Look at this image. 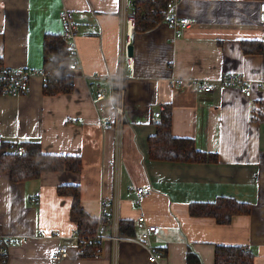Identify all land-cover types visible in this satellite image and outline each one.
<instances>
[{"label": "crops", "instance_id": "crops-1", "mask_svg": "<svg viewBox=\"0 0 264 264\" xmlns=\"http://www.w3.org/2000/svg\"><path fill=\"white\" fill-rule=\"evenodd\" d=\"M261 3L173 0V12L194 20L193 25L175 28L163 21L148 31L132 29L128 38L125 19L132 18L133 0H0V64L42 70L44 36L61 34L63 9L75 24V37L65 44L76 48V69L66 70L71 91L44 94L42 76L33 74L26 93L0 95V142L39 141L46 153L77 155L82 162L79 173L48 171L20 182L0 171V229L21 237L9 247L8 264H187L189 251L197 264H214L217 244L244 246L253 252L254 264H264ZM243 40L260 41L261 53L243 52ZM223 72L251 80L252 94L220 85ZM195 79L214 83V90L202 92L189 82ZM99 86L107 94L97 107L92 99ZM167 106L171 133L215 152L216 162L149 157L148 140L159 119L153 113ZM103 116L110 121L107 128L99 124ZM62 184L80 187L81 206L90 215L98 216L102 206L111 213L106 234H118L120 219L132 221L128 239H104L97 255H81L70 219L72 198L57 193ZM145 184L152 186L151 193L131 205L135 186ZM218 196L247 201L251 211L226 224L189 214L191 202ZM139 216L159 228L150 239L163 253L156 262L148 260V248L138 240ZM62 244L67 257L51 261Z\"/></svg>", "mask_w": 264, "mask_h": 264}, {"label": "trees", "instance_id": "trees-1", "mask_svg": "<svg viewBox=\"0 0 264 264\" xmlns=\"http://www.w3.org/2000/svg\"><path fill=\"white\" fill-rule=\"evenodd\" d=\"M173 0H133L131 16L133 32L148 31L159 23L167 21V11ZM264 14V12H263ZM264 16V15H263ZM44 61L42 70L49 75L43 82V93L54 95L66 93L72 89V78L65 72L72 60L71 54L61 34H46L43 39ZM241 48L245 53L259 54L262 44L258 40H243ZM156 132L148 140V155L153 160L200 162L217 161L215 152H207L196 148L190 137H176L171 133V107L167 106L155 122ZM22 145L24 152L18 154L15 146ZM82 168L80 156L52 154L43 151L39 141L25 140L20 142H0V171L9 173L13 182L37 179L43 172L70 171L79 173ZM57 193L70 196V219L76 223L75 233L79 237L92 238L96 231L98 218L90 215L82 208L80 187L77 184H62ZM251 205L247 201L237 200L230 196H218L212 201H194L189 204V214L194 217H211L220 224L229 223L234 215L249 214ZM111 213L105 214L107 224ZM134 223L130 220L118 221V235L128 237L133 231ZM79 243V241L77 242ZM100 244L91 242L82 245L80 252L84 256H95ZM199 263L193 252L187 254V264ZM214 264H254L253 252L239 245L217 244L214 249Z\"/></svg>", "mask_w": 264, "mask_h": 264}, {"label": "built area", "instance_id": "built-area-1", "mask_svg": "<svg viewBox=\"0 0 264 264\" xmlns=\"http://www.w3.org/2000/svg\"><path fill=\"white\" fill-rule=\"evenodd\" d=\"M260 7V18L264 19V3L259 5ZM167 22L175 28H187L193 25L194 20L188 17H179L174 12L173 9H169L166 13ZM61 22H62V31L61 36L65 41H73L75 37V24L72 20L71 12L67 9H63L61 12ZM126 26V34L129 38L131 31L133 29V18L125 19ZM129 44V41L125 42V54L126 48ZM72 61L69 63L66 70H75L76 69V58H75V46L73 43L66 44ZM127 55V54H126ZM130 66H132L131 57L127 55ZM33 74H40L43 80L47 79L49 75L46 71H31L26 68H14L10 66H6L0 64V95H22L27 92L29 79ZM191 84L196 86L202 92H211L214 90V83L203 80H189ZM217 82L226 87L238 88L245 96H250L253 91V82L249 79H246L242 74L236 72H223L219 75ZM176 84H180L178 81ZM260 89H264L263 83H258ZM107 90L103 87H98L95 91L92 101L95 103L97 107L102 106V100L106 97ZM117 115L120 114V107L116 106ZM160 116V110L155 111L153 113L154 118H158ZM99 124L102 128H107L110 125V121L107 117L103 116L99 118ZM14 151L18 154H22L24 152V147L22 145H17L14 148ZM135 193L137 195L136 198H133L129 201L131 205L136 204L139 199L143 196H147L151 193L152 186L150 184H145L141 186H135ZM39 192H36L35 195H38ZM106 210L105 207L102 206L100 212L97 216L98 223L96 227L95 233L92 235V238L86 239L84 237H79L77 234H74L77 242L78 250L81 252L83 250L82 245L88 242L93 244H100V242L104 239H110L113 242H116L120 239H128L126 237H120L116 232L108 235L105 232L106 229V219H105ZM136 226L139 229V237L138 240L143 243L148 248V260L150 262H156L160 260L163 256L161 251L155 250L150 245L151 236L157 235L159 233V228L155 224H149L145 221L144 217L139 216L136 221ZM130 239V238H129ZM21 241V237H12L9 236L0 229V264H8V254L9 247L17 242ZM68 248L65 244L59 245L50 255V259L53 262H58L67 257Z\"/></svg>", "mask_w": 264, "mask_h": 264}, {"label": "water", "instance_id": "water-1", "mask_svg": "<svg viewBox=\"0 0 264 264\" xmlns=\"http://www.w3.org/2000/svg\"><path fill=\"white\" fill-rule=\"evenodd\" d=\"M127 54H128L129 56L132 55V47H131V46H128V47H127Z\"/></svg>", "mask_w": 264, "mask_h": 264}, {"label": "rangeland", "instance_id": "rangeland-1", "mask_svg": "<svg viewBox=\"0 0 264 264\" xmlns=\"http://www.w3.org/2000/svg\"><path fill=\"white\" fill-rule=\"evenodd\" d=\"M173 7L171 6V8L170 9H172Z\"/></svg>", "mask_w": 264, "mask_h": 264}]
</instances>
